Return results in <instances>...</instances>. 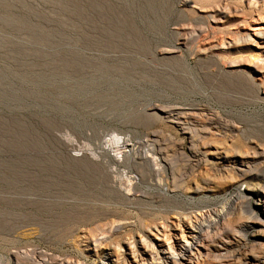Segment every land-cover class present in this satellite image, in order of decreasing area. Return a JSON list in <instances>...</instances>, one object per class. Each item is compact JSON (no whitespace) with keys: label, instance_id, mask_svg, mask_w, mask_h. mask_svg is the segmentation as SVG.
<instances>
[{"label":"rangeland","instance_id":"rangeland-1","mask_svg":"<svg viewBox=\"0 0 264 264\" xmlns=\"http://www.w3.org/2000/svg\"><path fill=\"white\" fill-rule=\"evenodd\" d=\"M186 1L0 0V264L45 255L101 263L110 245L142 242L141 224L207 210L247 187L186 196L189 177L206 167L192 173L175 154L162 173L170 189L158 196L148 165L115 162L106 147L121 137L128 153L174 138L188 148L194 133L264 153V0ZM111 170L135 189L104 184ZM258 173L252 182L264 181V166ZM124 223L137 226L96 247L95 235Z\"/></svg>","mask_w":264,"mask_h":264},{"label":"bare ground","instance_id":"bare-ground-1","mask_svg":"<svg viewBox=\"0 0 264 264\" xmlns=\"http://www.w3.org/2000/svg\"><path fill=\"white\" fill-rule=\"evenodd\" d=\"M175 118L179 124L183 123L184 117L181 114ZM195 133L198 132L195 131ZM206 137L199 134L194 135V133L188 135V148H185L183 139L174 138L172 145L154 148L152 152L151 150L139 152L134 149L129 153L122 150L125 142L123 138L108 141L106 147L115 162H124L126 165L129 163L131 166L148 165L153 176H159L157 182L159 188L156 190L158 196H165L166 190L170 189V186L162 185L164 181L162 173L167 165L172 164L171 159L175 154L189 161L192 173L197 170V167L202 165L206 167L205 170L201 169L189 177L192 185L188 190L184 189L188 183H186L187 180L177 179L182 182L179 187L185 190L186 196L190 191L201 192L208 188L226 189V187L239 184H246L247 187L244 190H236L225 201L217 206L214 205L215 207H208L207 210L199 209L196 212L191 206L193 210L176 211L174 219L167 218L168 216L163 217V223L147 227L141 224L138 226V233H143L140 237L142 242H139V239L137 240L133 235V239L130 236L127 237L130 240H128L130 242L128 250L121 246L117 247V245L115 247L111 245L107 247V245L105 246L107 248L100 251L101 263L98 261L97 264H110L111 262L117 264L121 262L122 264H193L196 259L199 261L202 257H205V260H214L218 264H264V207L261 211V206H264V181H251L260 178L258 171L264 166V153L258 156L255 152L243 150L242 144L237 142L238 139L236 140L233 136L222 139L208 137L209 140L203 143L202 139ZM112 170L109 175L101 174V181L104 184L129 193L135 189L132 183L127 184L122 180L118 185L113 178ZM89 176L91 177L90 174ZM259 207L260 211H258ZM97 215H92V217ZM88 219H92L91 216ZM128 225L137 226L134 223L113 224L111 229L107 230L108 232L106 230V233L102 232L103 236L99 237L94 234L92 241L97 247L108 235L110 236L107 233L111 231L114 233L115 230ZM101 226L94 227L95 231H103ZM256 227L257 231L253 232ZM116 249L121 251V255ZM45 257L47 258L46 255ZM46 258L37 264H84L76 256H67V258L54 260V262L49 261L50 257L48 260Z\"/></svg>","mask_w":264,"mask_h":264}]
</instances>
